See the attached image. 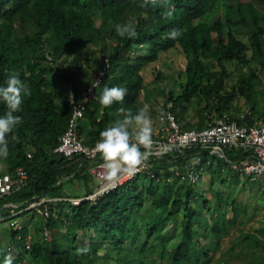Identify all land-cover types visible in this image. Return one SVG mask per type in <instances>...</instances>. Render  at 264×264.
Returning a JSON list of instances; mask_svg holds the SVG:
<instances>
[{"label": "trees", "instance_id": "16d2710c", "mask_svg": "<svg viewBox=\"0 0 264 264\" xmlns=\"http://www.w3.org/2000/svg\"><path fill=\"white\" fill-rule=\"evenodd\" d=\"M167 11L173 13L169 18H165ZM123 23L134 25L137 38L116 33L115 26ZM172 28L181 29L183 35L168 39ZM176 48L186 58L176 79L179 90L163 88L166 101L158 112L170 110L188 129L194 128L185 122L193 103L200 116L198 128L214 114L237 115L242 110L238 111L236 102L251 101L257 71L264 69V0H0V85L14 73L31 89L16 113L23 122L11 135L18 140L9 137V156L0 159V175L14 178L23 167L27 183L0 197V216L11 208L24 209L40 196L92 193L95 185L89 167L103 162L101 155L90 161L53 152L68 127L71 99L82 101L103 72L79 121L81 139L93 145L106 127L122 119L119 108L134 114L141 108L139 99L146 90L143 71ZM234 62L248 66V71L233 76L227 63ZM158 79L164 80L162 72ZM105 84L128 89L123 104L104 107L99 103ZM249 108L252 115L238 119L242 123L253 124L264 114H258L252 104ZM6 111V104L0 102V115ZM199 153L203 161L194 167L201 170L207 165L205 170L218 174L212 181L222 186L229 183L227 190H212V199L176 175L177 170L192 167ZM249 153L225 147L217 154L187 149L178 156L153 158L149 171L95 204L52 203L55 216L44 219L42 238L33 239L28 250L15 243L13 250L6 248L5 256L11 254L13 264H30L31 258L35 264H97L101 259L115 264H208L222 238L244 223L240 217L247 207L240 196L254 184L241 183L231 164ZM237 183L239 193L233 198L230 186ZM44 228L49 230L48 238L43 236ZM62 229H66L64 236ZM259 231L264 234V228ZM252 238L246 233L243 240ZM15 239L12 231L10 241ZM252 241L264 250V240ZM84 245L90 246V252L77 255L76 248ZM105 246L113 248L115 258L110 253L107 258L101 256ZM260 257L248 264H264Z\"/></svg>", "mask_w": 264, "mask_h": 264}, {"label": "built area", "instance_id": "2783aa9c", "mask_svg": "<svg viewBox=\"0 0 264 264\" xmlns=\"http://www.w3.org/2000/svg\"><path fill=\"white\" fill-rule=\"evenodd\" d=\"M103 72L96 76L95 81L83 94V100L75 103L72 98V115L65 132L60 136L59 143L53 152L64 155L66 157L79 156L81 159L94 161L99 153L95 150V144H86L79 134V121L84 118L86 101L90 92L102 80ZM98 81V82H97ZM233 115V114H232ZM225 112L223 115H212L211 120H207L203 128H184L181 126L177 116L170 110L158 113L155 122L159 124L158 131L153 133L154 143L150 149V154L143 166L133 175L120 174L118 178L109 180L106 177V170L103 167L104 161L95 163L89 167V174L92 176L95 189L92 193L80 197L67 194L62 197L40 196L32 200L24 209L17 210L11 208L9 214L0 216V223L8 222L10 231H14L16 239L7 244L8 250H13L15 243L22 244L26 250L31 248L32 241L35 236L30 228L21 222L17 217L27 212H33L43 219L55 216L51 211V204L58 201H68L74 205H79L82 201L97 203L104 195L124 185L134 177L144 174L151 168V159L159 158L168 154H183L187 149L207 150L211 154L219 153L225 147H234L250 151L246 159L236 161L231 164V168L239 174H245L252 178L264 176V118L250 124L238 119H245L247 115H252V110L248 107L242 109L237 115L232 116ZM154 122V120H152ZM32 152L28 153L31 158ZM203 161L199 153L192 161V167L185 172L176 171L177 177L181 181L192 184H198L205 169L197 170L195 167L200 166ZM209 163V162H207ZM195 166V167H194ZM153 175V174H152ZM28 173L23 167H19L15 177L5 173L0 175V197L9 194L14 190H18L26 185ZM255 180V179H254ZM201 182V181H200ZM43 236L49 237V230L43 229ZM19 246V245H17Z\"/></svg>", "mask_w": 264, "mask_h": 264}, {"label": "rangeland", "instance_id": "374dc122", "mask_svg": "<svg viewBox=\"0 0 264 264\" xmlns=\"http://www.w3.org/2000/svg\"><path fill=\"white\" fill-rule=\"evenodd\" d=\"M244 2H248L250 0H242ZM186 58L181 52L180 48L172 49L169 52H165L161 54L160 59L157 62H154L146 67L143 71L144 79H145V87L146 90L143 91L142 96L140 97L139 104L141 107L144 105L149 106V115L153 122V133L158 131L159 124L156 121L157 114L162 109L163 103L166 101V94L163 92V88L167 87L172 90H179V84L176 81L178 78V74L181 70L185 68ZM231 74L233 76H238L240 73H245L248 71V66L234 63H227ZM257 66L256 63L253 64V68ZM259 67V66H258ZM159 72H162L164 75V80L158 79ZM258 79L254 83L255 88L251 93V101L247 102L244 98H241L236 102V107L241 111L242 109L248 108L249 104L253 105L258 114L264 113V69L258 70ZM105 86H107L105 84ZM264 118V114L259 118ZM200 121V116L197 113V109L195 104H191L187 110V114L185 115V122L193 125L194 128H198L197 124ZM194 123V124H193ZM204 168V166H203ZM229 174V173H228ZM225 175V174H224ZM212 176L217 178L218 174L216 172L213 174L210 170L203 171V175L201 177V182L195 185L196 189L200 191H204L206 196L209 199L213 198V191H224L227 190V185L222 186L218 181H212ZM231 179V177H230ZM255 179V180H254ZM239 180L243 184H251L254 185L247 191L243 192L240 198L242 200V206L247 207L246 212H242L240 219L244 221L243 224H238L233 228L232 232L222 238L220 247L214 253L212 261L208 264H248L253 260H258L259 256H263V249L259 247L253 242L256 237L263 236L259 230L264 228V176H257L256 178H252L245 174H239ZM171 181H174L171 178ZM233 181V180H232ZM187 183V182H186ZM263 185H260V184ZM239 183L231 185V197H236L239 193ZM230 213V208H226ZM21 222L27 225L35 239L42 238V227L44 225V219L39 215H34L33 212H27L17 217ZM66 229H62L60 232L62 236L65 235ZM246 233L252 234L253 238L248 242L243 240V237ZM11 238L10 226L8 222L0 223V257L5 256V250L7 248V244L9 243ZM260 238V237H259ZM101 256H105L106 258L110 255L111 257H116V253L113 248L110 246H105L100 250ZM262 253V255H261ZM3 260V258H1ZM262 259V257H260ZM1 260V261H2ZM30 264H35L34 259L31 258L29 260ZM115 264L114 261L108 260H99L97 264Z\"/></svg>", "mask_w": 264, "mask_h": 264}, {"label": "clouds", "instance_id": "9594fccd", "mask_svg": "<svg viewBox=\"0 0 264 264\" xmlns=\"http://www.w3.org/2000/svg\"><path fill=\"white\" fill-rule=\"evenodd\" d=\"M172 15V11H167L165 18ZM115 31L122 38L135 39L138 36L131 23L117 24ZM182 35L181 29L172 28L167 38L177 40ZM30 95V87L18 77V74L10 73L5 83L0 85V102L7 106V111L0 115V159L6 160L9 156V137L12 141L18 140L17 136L11 135L23 122L22 117L16 113L21 111L24 98ZM127 95L128 89L122 85L105 86L97 99L102 106L111 107L114 103L123 104ZM118 114L122 119H116L106 127L95 144L96 152L104 161L103 167L109 180L118 178L122 173L135 174L147 161L154 143L153 121L149 115L148 105L141 107L135 114L131 109L121 107ZM90 250L88 245L80 246L76 248V254L85 255ZM13 259L11 254L6 255L3 257V264H13Z\"/></svg>", "mask_w": 264, "mask_h": 264}, {"label": "crops", "instance_id": "0c3cea01", "mask_svg": "<svg viewBox=\"0 0 264 264\" xmlns=\"http://www.w3.org/2000/svg\"><path fill=\"white\" fill-rule=\"evenodd\" d=\"M206 167H207V165L204 166L205 169H207ZM258 237H260V239L264 240V235H263V236H259V235H258ZM39 239H40V238H39ZM10 240H11V238H10ZM9 242H10V241H9ZM262 249H263V248H262ZM263 253H264V251H263ZM261 255H262V253H261ZM261 257L264 259V254H263V256H261Z\"/></svg>", "mask_w": 264, "mask_h": 264}]
</instances>
